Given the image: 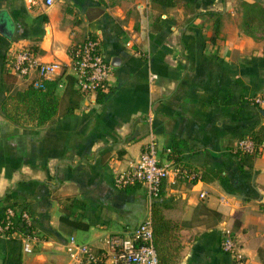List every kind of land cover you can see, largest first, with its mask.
<instances>
[{
    "label": "crops",
    "instance_id": "1",
    "mask_svg": "<svg viewBox=\"0 0 264 264\" xmlns=\"http://www.w3.org/2000/svg\"><path fill=\"white\" fill-rule=\"evenodd\" d=\"M243 2L255 18L246 25ZM0 12V216L6 204L25 208L38 234L29 252L0 235V264H68L71 234L99 248L150 215L146 186L117 188L113 177L139 157L151 103L159 160L199 175L164 179L154 199L184 227L177 264H232L224 229L245 264H264V134L251 164L232 150L264 131V106L247 100L264 96V0H0ZM87 34L112 65L103 94L81 93L73 111L41 125L7 118L4 97L29 84L8 71V56L28 47L63 63L62 94L69 50Z\"/></svg>",
    "mask_w": 264,
    "mask_h": 264
},
{
    "label": "built area",
    "instance_id": "2",
    "mask_svg": "<svg viewBox=\"0 0 264 264\" xmlns=\"http://www.w3.org/2000/svg\"><path fill=\"white\" fill-rule=\"evenodd\" d=\"M53 0H46L51 3ZM70 62L67 65L69 74L75 78V86L82 94L93 93L104 89L112 72V65L102 54L100 39L97 35L87 34L85 38L69 50ZM8 71L25 78L35 88L45 89L46 83L53 80L63 70V63L56 60H40L28 47L14 50L6 60ZM157 74L149 72V82L153 83ZM247 100L264 106V98L251 95ZM154 106L150 104L147 121L149 124L148 139L144 142L139 157L127 168L115 172L113 183L117 188H126L135 184H144L150 200L159 196L164 179L193 178L197 172L174 160L161 162L157 154V144L152 128ZM254 142L251 137H241L232 150H251ZM204 193H202L203 195ZM0 235L16 236L26 252L32 250V243L38 240V234L32 225L27 209L6 204L0 216ZM103 246L78 241L71 234L64 243L68 254V264H158L157 253L153 242V227L150 215L138 222L126 232L107 233L103 236ZM220 247L232 257V264H245L235 236L224 229Z\"/></svg>",
    "mask_w": 264,
    "mask_h": 264
},
{
    "label": "trees",
    "instance_id": "3",
    "mask_svg": "<svg viewBox=\"0 0 264 264\" xmlns=\"http://www.w3.org/2000/svg\"><path fill=\"white\" fill-rule=\"evenodd\" d=\"M243 6V22L246 25L255 18L254 14H247L248 6L252 5L243 2ZM218 28L219 20L216 19V33ZM63 77L65 78V87L62 94L57 91L59 77L48 81L45 89L35 88L31 84L23 88L14 87L11 93L5 96L2 101V109L6 117L21 124L32 123L41 125L52 119L57 113L73 111L78 105L81 93L74 87L75 78L73 75L64 74ZM102 94L101 90L97 91L98 97ZM261 97L264 98V96ZM263 134V126H260V128L249 134V137L254 142L253 149L236 150L241 164H251L253 158L258 155ZM198 178L199 175L197 173L190 180L196 181ZM167 206V203H163L159 199L153 200L151 203L150 217L153 227V242L158 264H177L181 261L186 251L182 232L184 227L176 219L166 216L163 209ZM71 223L74 225L79 224L74 221Z\"/></svg>",
    "mask_w": 264,
    "mask_h": 264
},
{
    "label": "water",
    "instance_id": "4",
    "mask_svg": "<svg viewBox=\"0 0 264 264\" xmlns=\"http://www.w3.org/2000/svg\"><path fill=\"white\" fill-rule=\"evenodd\" d=\"M2 16H3V14H2V12H0V21H1L0 22V29L5 30V25L7 23V20L3 19ZM261 110L264 113V110L263 109H261Z\"/></svg>",
    "mask_w": 264,
    "mask_h": 264
},
{
    "label": "rangeland",
    "instance_id": "5",
    "mask_svg": "<svg viewBox=\"0 0 264 264\" xmlns=\"http://www.w3.org/2000/svg\"><path fill=\"white\" fill-rule=\"evenodd\" d=\"M62 80L59 79V83L61 84Z\"/></svg>",
    "mask_w": 264,
    "mask_h": 264
}]
</instances>
